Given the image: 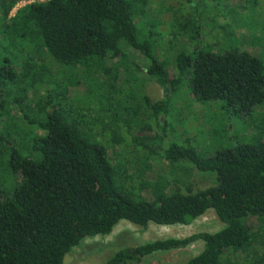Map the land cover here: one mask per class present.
Wrapping results in <instances>:
<instances>
[{"label":"trees","instance_id":"trees-1","mask_svg":"<svg viewBox=\"0 0 264 264\" xmlns=\"http://www.w3.org/2000/svg\"><path fill=\"white\" fill-rule=\"evenodd\" d=\"M20 1L0 0V264H67L85 239L111 234L120 221L187 226L208 211L218 231L119 249L106 264H137L198 241L184 264H264V129L210 157L190 139L168 140L170 93L184 82L195 102L221 103L229 123L264 103L262 60L198 47L202 11L230 20L242 40L244 26L257 37L260 19L247 26L242 15L259 0H27L9 18ZM156 24L167 32L156 34ZM132 53L162 99L137 94L135 83V98L125 93L119 63ZM88 79L92 98L76 109L75 89ZM181 165L214 180L201 186Z\"/></svg>","mask_w":264,"mask_h":264},{"label":"rangeland","instance_id":"rangeland-1","mask_svg":"<svg viewBox=\"0 0 264 264\" xmlns=\"http://www.w3.org/2000/svg\"><path fill=\"white\" fill-rule=\"evenodd\" d=\"M28 3L29 1L27 0L18 2L11 11L9 18H14L17 10L23 8ZM164 6L172 7L171 2L164 4ZM247 8L248 11H245V14L242 15V20L245 25H252L253 22H255V18L260 19L258 21L260 30L257 32V37L254 33L249 34L248 30L244 28L246 26H244L239 28V30H243L241 34L245 36L242 40L239 38L236 30L233 31L230 27L233 24L230 20L222 21L217 18L216 14L211 15V12L207 13L202 11L201 18L203 26H201L203 27V40L198 47L215 50L217 53H223L227 50L246 51L256 55L255 57L262 60L264 65V2L259 0L258 8L255 11L250 9L251 6ZM177 11L180 12V15L185 12V9L182 8ZM172 14L171 12V15ZM223 15L226 16L225 14ZM163 16L167 17L165 14ZM163 16H160V18L165 20L166 18ZM215 21L217 24H215ZM157 24L154 30L156 34L161 36L166 30L163 32L160 29V25L157 26ZM207 31H211L212 33L208 34ZM20 32L21 29L17 27L13 32V36L17 37ZM140 35L142 38L147 35L145 27L140 28ZM31 42L37 46L42 44L35 30H32ZM190 45L192 48L196 46L193 37H190ZM184 47L185 46L178 45L176 48L174 47L171 52L173 53L174 50L181 51ZM133 61L137 65H135ZM144 65L146 66L147 63L136 53H132L131 60L120 61L119 70L121 73L120 76L122 75L121 80L123 78V85H125L126 88H130V90L125 93L128 94L130 98H135L134 93L137 92L139 95L148 94L152 101L162 99L164 96L163 90L158 85L154 84V81L144 73ZM134 66L140 69L138 68L136 71ZM133 83H135L137 87L136 92L132 90L133 88L131 89ZM94 89V84L90 79L82 82L80 86L75 89V96L71 101L72 107L78 109L82 103L89 101L92 98V93L90 91ZM170 99L172 108L169 114V143L179 142L180 139H190L192 146L204 157H210L216 151L235 143H251L255 135L264 129V103L258 110L253 109L252 112L247 115V121L234 120L229 123V115L226 113L221 103L201 104L195 102L190 98L185 82L182 83L180 89L176 93H170ZM101 101L106 107V100L102 99ZM181 111L187 115V118L184 116L181 118L179 116ZM30 136V133L20 132V139L22 140H29ZM180 169L183 173L191 177L195 183L201 186L210 185L214 180V174L204 173L197 176L195 171L190 169L187 165H181ZM248 222L256 224L255 219H250ZM221 227L222 223L217 219L213 211H208L202 217L187 226H159L149 224L146 229H141L126 221H120L114 227L111 234L85 239L80 246L72 250L65 261L67 264H106L107 259L119 249L133 248L141 243L155 239L168 237L184 238L192 234L214 233ZM201 248L202 242L198 241L184 249L157 253L142 258L137 264H184L187 259L199 253Z\"/></svg>","mask_w":264,"mask_h":264},{"label":"built area","instance_id":"built-area-1","mask_svg":"<svg viewBox=\"0 0 264 264\" xmlns=\"http://www.w3.org/2000/svg\"><path fill=\"white\" fill-rule=\"evenodd\" d=\"M37 1H39V0H37ZM30 2V1H29Z\"/></svg>","mask_w":264,"mask_h":264}]
</instances>
